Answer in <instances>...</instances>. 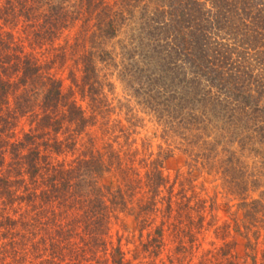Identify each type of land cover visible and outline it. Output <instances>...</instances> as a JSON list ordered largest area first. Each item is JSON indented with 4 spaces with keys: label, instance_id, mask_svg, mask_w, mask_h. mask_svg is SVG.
<instances>
[{
    "label": "trees",
    "instance_id": "1",
    "mask_svg": "<svg viewBox=\"0 0 264 264\" xmlns=\"http://www.w3.org/2000/svg\"><path fill=\"white\" fill-rule=\"evenodd\" d=\"M5 2L11 9H0V264H127L110 231L119 213L133 215L127 198L133 200L142 184L131 175L136 170L129 157L135 155L111 145L100 150L86 133L95 125L104 87L94 81L95 63L110 56L102 45L124 26V69L142 86L148 110L158 121L166 119L169 130L189 133L182 137L187 148L196 144L190 140L193 132L214 134L213 141L219 139L231 153L220 167L229 177L240 176L236 193L247 191L235 155L247 153L264 165V0ZM53 2L59 5L50 6ZM37 5H48L47 13L34 14ZM75 20L82 21V42L69 45L68 56L76 57L83 77L64 92L49 70L55 60L62 66L69 59L54 41L66 22ZM25 36L30 53L20 45ZM36 47L42 53H33ZM74 88L81 98L89 96L86 110L75 100ZM24 119L29 130L19 139L16 130ZM148 165L143 185L149 197L137 206L143 215L152 212L165 182L161 162L152 159ZM107 175L117 185L103 183ZM240 208L244 235L255 224L264 228V192Z\"/></svg>",
    "mask_w": 264,
    "mask_h": 264
},
{
    "label": "rangeland",
    "instance_id": "2",
    "mask_svg": "<svg viewBox=\"0 0 264 264\" xmlns=\"http://www.w3.org/2000/svg\"><path fill=\"white\" fill-rule=\"evenodd\" d=\"M5 1L0 0V9H11ZM112 1L107 0L110 3ZM63 3H60L62 7ZM64 4L67 8L68 4ZM49 5L57 6L59 3ZM47 6H35L34 14L47 13ZM0 23L4 25L3 20ZM66 24V30L54 41V45L58 51L66 49L65 54L68 56L69 45H73L75 40L82 42L79 30L83 27L81 20H75L73 24L68 21ZM4 29L7 31V27ZM126 29L122 27L116 38L102 45V49L108 51L110 56L105 58V62L95 63L94 81L104 85L96 100L100 103V111L94 118L95 125L86 130V133H91L97 139L100 150L111 145L124 154L128 152L132 156L134 152L132 160L128 156L131 167L136 170L131 175L136 181L141 179L142 182L138 185L140 190L136 188L133 192L136 193L132 195L134 199L127 198L133 215L119 213L118 219L111 225L110 241L114 245L121 243L127 264H222L228 260L235 264H254L253 261L261 264L264 228L260 223L255 224L256 227L250 228L244 235V210L240 205L244 201L249 203L261 198L264 192L262 161L236 151L235 156L240 157L238 162L244 167L241 175L248 179L247 191L236 193L240 176L229 177L227 172L224 173V166L220 167V160L228 158L231 153L225 150L219 139L217 143L213 141L214 134L206 133L209 136L207 138L198 137L193 132L191 135L196 137H190V140H197L196 144L187 148L182 137H187L189 133L180 129L169 130L164 118L158 121L157 115L146 106L149 100L141 95L142 86L129 76L132 72L129 74L124 69L127 61L122 58L121 49L128 43ZM26 37L29 36L22 38L20 45L22 51L30 53L32 49L28 48L29 40ZM42 50L36 47L33 53L40 54ZM68 57L62 66L55 60L49 70L50 74L62 81L64 92L72 85H80L83 77L82 72L75 68L73 60L76 57ZM71 79L76 81L72 82ZM74 90L75 100L86 110L89 96L81 98L79 88ZM152 102L155 104L156 100ZM28 130L27 120L24 119L16 130V138L20 139L22 133ZM205 141L216 144L206 147L202 144ZM71 158L68 157L67 161ZM143 159L147 162L143 163ZM152 159L161 162L159 170L165 182L159 189L152 212L143 215L146 211L140 212L137 206H145L149 197L143 184L145 173L149 170L147 163L150 164ZM206 161L213 164L207 166ZM236 174L239 173L236 171ZM253 180L258 181L254 183ZM107 182L117 185L115 178L110 175L103 179V183ZM138 211L140 214L137 215H142L139 220L134 217Z\"/></svg>",
    "mask_w": 264,
    "mask_h": 264
}]
</instances>
